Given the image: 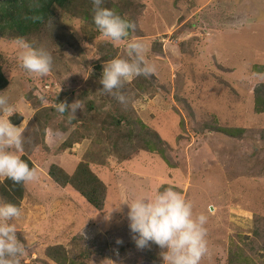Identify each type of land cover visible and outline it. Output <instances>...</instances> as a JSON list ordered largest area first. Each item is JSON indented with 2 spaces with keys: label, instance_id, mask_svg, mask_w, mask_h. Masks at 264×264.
I'll return each instance as SVG.
<instances>
[{
  "label": "rangeland",
  "instance_id": "obj_1",
  "mask_svg": "<svg viewBox=\"0 0 264 264\" xmlns=\"http://www.w3.org/2000/svg\"><path fill=\"white\" fill-rule=\"evenodd\" d=\"M102 6L135 24L129 37L102 38L92 0L53 5L25 34L0 16L7 78L0 95L14 106L9 119L23 131L19 154L39 177L22 184L0 177V203L22 210L11 221L24 245L21 264H163L159 246L136 247L127 206L116 207L169 186L193 204L194 214L207 217L201 264H264V111L255 107L254 90L260 88L264 110V0H104ZM18 38L51 53L47 76L20 67ZM130 40L145 45L156 72L125 83L122 104L99 80L104 63L128 58ZM76 100L83 110L74 119L54 107ZM79 162L105 186L101 209L48 174L53 164L72 174Z\"/></svg>",
  "mask_w": 264,
  "mask_h": 264
},
{
  "label": "clouds",
  "instance_id": "obj_2",
  "mask_svg": "<svg viewBox=\"0 0 264 264\" xmlns=\"http://www.w3.org/2000/svg\"><path fill=\"white\" fill-rule=\"evenodd\" d=\"M103 3L104 0H92L93 22L102 38L118 42L129 37V30L134 31L135 24L112 9L103 7ZM16 43L21 50L20 67L40 76L51 72V53L43 48H33L23 38H18ZM127 49L128 58H113L103 64L99 80L102 91L122 104L126 98L119 89L125 83L156 72V66L145 58L146 47L142 42L130 40ZM54 107L61 114L68 112L69 119L76 118L78 109L83 110L79 100L71 104L59 102ZM15 113L7 96L0 95V177L22 184L36 181L39 177L37 169L30 167L19 154L23 151V131L9 119ZM122 204L127 206L129 229L138 249L150 248L154 243L162 250L163 264H201L207 252V217L203 213L194 214L193 204L181 193L169 186L162 191L157 190L153 196L124 199L116 209L122 211ZM21 215L18 205L0 203V264H21L24 245L17 237L16 225L11 223ZM122 243L120 238L116 239V244Z\"/></svg>",
  "mask_w": 264,
  "mask_h": 264
},
{
  "label": "trees",
  "instance_id": "obj_3",
  "mask_svg": "<svg viewBox=\"0 0 264 264\" xmlns=\"http://www.w3.org/2000/svg\"><path fill=\"white\" fill-rule=\"evenodd\" d=\"M73 0H0V16H7L8 20L20 34H25L32 26H36L48 18L52 12V6L68 7ZM40 17L39 19H34ZM7 84V78L0 68V90ZM255 107L258 111H264L260 106L261 97L259 87L255 89ZM231 131V130H227ZM146 142L149 149L161 152L160 148ZM26 162L29 160L22 156ZM31 167V166H30ZM48 174L58 183L72 184L77 192L86 199L94 208L103 207L105 186L102 181L90 170L85 162H79L72 174H68L56 165H51ZM20 187V185H18ZM20 189V188H19Z\"/></svg>",
  "mask_w": 264,
  "mask_h": 264
}]
</instances>
